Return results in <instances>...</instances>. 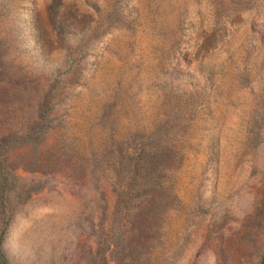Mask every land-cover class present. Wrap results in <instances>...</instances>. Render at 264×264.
<instances>
[{
	"label": "rangeland",
	"instance_id": "1",
	"mask_svg": "<svg viewBox=\"0 0 264 264\" xmlns=\"http://www.w3.org/2000/svg\"><path fill=\"white\" fill-rule=\"evenodd\" d=\"M0 197L12 264H263L264 0H0Z\"/></svg>",
	"mask_w": 264,
	"mask_h": 264
},
{
	"label": "trees",
	"instance_id": "2",
	"mask_svg": "<svg viewBox=\"0 0 264 264\" xmlns=\"http://www.w3.org/2000/svg\"><path fill=\"white\" fill-rule=\"evenodd\" d=\"M80 48L81 45H78L77 50H80ZM161 122L150 130L148 135L152 133L161 134V129H159ZM128 144L130 150H124V147ZM121 149L123 152L120 151L118 163L113 164L116 166L115 173H117V183L120 186L115 188V192L118 206L127 209L135 206V200L141 196V193L146 194V191L142 188L144 184H149L153 188L162 185V170L167 167V159H170L171 154L177 151L169 143L160 142L159 140L152 141L147 135L139 141V145H136L134 140L126 141ZM122 177L128 178L126 185H123ZM160 202L161 199L156 191V197L152 205L153 215H158V209L163 207ZM2 212L3 199L0 197L1 224H4L5 218ZM1 239L2 235L0 233V264H12L7 260L1 249Z\"/></svg>",
	"mask_w": 264,
	"mask_h": 264
},
{
	"label": "water",
	"instance_id": "3",
	"mask_svg": "<svg viewBox=\"0 0 264 264\" xmlns=\"http://www.w3.org/2000/svg\"><path fill=\"white\" fill-rule=\"evenodd\" d=\"M263 264H264V262H263Z\"/></svg>",
	"mask_w": 264,
	"mask_h": 264
}]
</instances>
